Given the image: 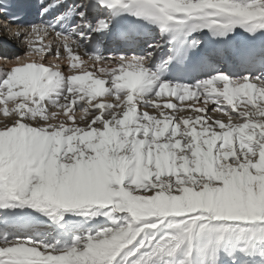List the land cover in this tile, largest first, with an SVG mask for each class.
Listing matches in <instances>:
<instances>
[{
    "label": "snow or ice",
    "instance_id": "snow-or-ice-1",
    "mask_svg": "<svg viewBox=\"0 0 264 264\" xmlns=\"http://www.w3.org/2000/svg\"><path fill=\"white\" fill-rule=\"evenodd\" d=\"M39 15L0 0L27 47L0 57V264H264V0Z\"/></svg>",
    "mask_w": 264,
    "mask_h": 264
},
{
    "label": "bare ground",
    "instance_id": "bare-ground-1",
    "mask_svg": "<svg viewBox=\"0 0 264 264\" xmlns=\"http://www.w3.org/2000/svg\"><path fill=\"white\" fill-rule=\"evenodd\" d=\"M4 27H5L4 25L0 26V55L4 54V56H7L9 59H11L15 56H18V55H23V52L27 51L26 44L23 42V37H21L20 39H17L16 36L14 35L15 31H13L12 29L10 31H4L3 30ZM2 40H5L6 43H8L11 47L16 46V48L10 49L8 51L4 50L1 47V43H2L1 41ZM32 43L34 46H36L34 42H32ZM55 61H56V64H59L61 66V69L65 71V74H68V70L65 67L67 61H62V60H55ZM86 64L88 66H91L92 62H88L86 60ZM6 66L10 67L11 65L6 64L5 60L0 59V68L6 67ZM82 67H84V65H82ZM103 99H105L107 102H114V100L112 98L104 97ZM171 99H172V102L177 103L178 108L186 107L187 104L191 103L190 101H185V102H183V104H181V102L176 101L174 98H171ZM160 102L162 104L164 103L163 100H161ZM196 106L202 107L203 105L197 104ZM0 107H3V105H0ZM210 107H215V105H210ZM149 111H150V109H149ZM165 111L169 112V113L172 112V110H168V109H165ZM175 114L179 115L178 111ZM4 119H5V117H4L3 113L0 112V121H3Z\"/></svg>",
    "mask_w": 264,
    "mask_h": 264
},
{
    "label": "rangeland",
    "instance_id": "rangeland-1",
    "mask_svg": "<svg viewBox=\"0 0 264 264\" xmlns=\"http://www.w3.org/2000/svg\"><path fill=\"white\" fill-rule=\"evenodd\" d=\"M9 107H11V105H9ZM181 109H182L181 111H178L179 115H183V116H193L194 117L197 114L194 111L188 110L187 107H183ZM150 112L152 114H157L154 110H151V109H150ZM213 115L214 116H223L222 113H213ZM223 118L225 119V122H227V118L226 117H223Z\"/></svg>",
    "mask_w": 264,
    "mask_h": 264
}]
</instances>
